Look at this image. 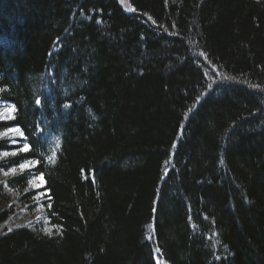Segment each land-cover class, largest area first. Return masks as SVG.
Returning <instances> with one entry per match:
<instances>
[{
    "label": "trees",
    "instance_id": "1",
    "mask_svg": "<svg viewBox=\"0 0 264 264\" xmlns=\"http://www.w3.org/2000/svg\"><path fill=\"white\" fill-rule=\"evenodd\" d=\"M127 1L0 0V97L62 142L7 161L52 233L0 182V264H264V0Z\"/></svg>",
    "mask_w": 264,
    "mask_h": 264
},
{
    "label": "rangeland",
    "instance_id": "2",
    "mask_svg": "<svg viewBox=\"0 0 264 264\" xmlns=\"http://www.w3.org/2000/svg\"><path fill=\"white\" fill-rule=\"evenodd\" d=\"M116 1H118L122 6H123V1H126V2H128L127 0H116ZM129 4V3H128ZM130 6V5H129ZM125 11H127V12H130V10H128L127 8L125 9ZM4 118L5 117H2L1 115H0V120H4ZM12 136L10 137V139H16V138H18L19 137V133H18V131L17 130H13L12 131ZM6 136H9L8 134H3V135H0V138H4V137H6ZM8 156H10V155H7V156H5L6 158L8 157ZM6 178V174L5 173H2L1 171H0V181H2V180H4ZM18 212H21V208L20 207H18ZM39 211V208L35 211V214H34V219H38L39 218V216H41V214H42V212H40ZM38 216V217H37ZM25 217H27V215H25ZM29 219H25V220H23L24 222H26V221H28ZM45 232H48V233H51L52 232V228L50 227V226H48V227H46L45 228Z\"/></svg>",
    "mask_w": 264,
    "mask_h": 264
},
{
    "label": "bare ground",
    "instance_id": "3",
    "mask_svg": "<svg viewBox=\"0 0 264 264\" xmlns=\"http://www.w3.org/2000/svg\"><path fill=\"white\" fill-rule=\"evenodd\" d=\"M129 6L128 2L123 3L122 9L125 11V9ZM39 174H42V172H38Z\"/></svg>",
    "mask_w": 264,
    "mask_h": 264
}]
</instances>
